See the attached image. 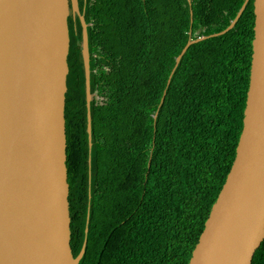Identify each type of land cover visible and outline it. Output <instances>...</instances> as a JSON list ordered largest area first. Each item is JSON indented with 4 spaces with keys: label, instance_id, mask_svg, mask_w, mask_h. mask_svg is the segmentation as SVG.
I'll list each match as a JSON object with an SVG mask.
<instances>
[{
    "label": "trees",
    "instance_id": "obj_1",
    "mask_svg": "<svg viewBox=\"0 0 264 264\" xmlns=\"http://www.w3.org/2000/svg\"><path fill=\"white\" fill-rule=\"evenodd\" d=\"M243 2L86 1L89 90L104 104H90L89 146L78 27L63 113L78 264L188 263L241 131L253 0L229 31L175 58L189 38L223 31ZM251 264H264V239Z\"/></svg>",
    "mask_w": 264,
    "mask_h": 264
},
{
    "label": "water",
    "instance_id": "obj_2",
    "mask_svg": "<svg viewBox=\"0 0 264 264\" xmlns=\"http://www.w3.org/2000/svg\"><path fill=\"white\" fill-rule=\"evenodd\" d=\"M247 2L223 31L189 38L174 67L190 45L233 28ZM252 6L241 131L187 264H251L264 239V0ZM71 9L77 12L76 0H0V264H78L84 252L85 242L71 254L65 167ZM79 19L90 146L87 25Z\"/></svg>",
    "mask_w": 264,
    "mask_h": 264
},
{
    "label": "flooded vegetation",
    "instance_id": "obj_3",
    "mask_svg": "<svg viewBox=\"0 0 264 264\" xmlns=\"http://www.w3.org/2000/svg\"><path fill=\"white\" fill-rule=\"evenodd\" d=\"M87 0H76V5H77V12L73 11L72 9L69 10V15L67 17V27H68V35H69V41L70 37L74 34L76 35L78 32V27L80 28V36H81V25H80V17H83L84 23L87 25L86 27V33H87V28L91 26V22H85V13H84V8L86 5ZM81 4H83L81 6ZM72 34V35H71ZM87 46H88V37H87ZM79 48H80V43H79ZM89 50V48H88ZM89 55V51H88ZM90 70V68H89ZM90 91V90H89ZM91 94V93H90ZM91 103H98V105L104 104V100L98 98L95 94H91ZM94 98V99H93Z\"/></svg>",
    "mask_w": 264,
    "mask_h": 264
},
{
    "label": "bare ground",
    "instance_id": "obj_4",
    "mask_svg": "<svg viewBox=\"0 0 264 264\" xmlns=\"http://www.w3.org/2000/svg\"><path fill=\"white\" fill-rule=\"evenodd\" d=\"M90 92V91H89Z\"/></svg>",
    "mask_w": 264,
    "mask_h": 264
},
{
    "label": "rangeland",
    "instance_id": "obj_5",
    "mask_svg": "<svg viewBox=\"0 0 264 264\" xmlns=\"http://www.w3.org/2000/svg\"><path fill=\"white\" fill-rule=\"evenodd\" d=\"M94 99V98H93Z\"/></svg>",
    "mask_w": 264,
    "mask_h": 264
}]
</instances>
